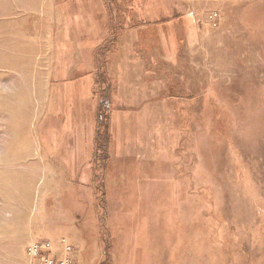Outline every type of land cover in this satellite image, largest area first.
Masks as SVG:
<instances>
[{"label": "rangeland", "instance_id": "obj_1", "mask_svg": "<svg viewBox=\"0 0 264 264\" xmlns=\"http://www.w3.org/2000/svg\"><path fill=\"white\" fill-rule=\"evenodd\" d=\"M65 255L264 264V0H0V264Z\"/></svg>", "mask_w": 264, "mask_h": 264}, {"label": "built area", "instance_id": "obj_2", "mask_svg": "<svg viewBox=\"0 0 264 264\" xmlns=\"http://www.w3.org/2000/svg\"><path fill=\"white\" fill-rule=\"evenodd\" d=\"M46 244H47V246H45V244H43V243L35 242V243L29 245L27 247V253H28L29 257H35V256L41 254V252L44 253L45 250H48V252L51 253L50 243H46ZM66 246H68V245H66ZM44 264H53V259L48 257L45 260ZM57 264H72V262H71V259L69 258V256L65 255L60 260H58Z\"/></svg>", "mask_w": 264, "mask_h": 264}, {"label": "trees", "instance_id": "obj_3", "mask_svg": "<svg viewBox=\"0 0 264 264\" xmlns=\"http://www.w3.org/2000/svg\"><path fill=\"white\" fill-rule=\"evenodd\" d=\"M99 118H100V120H103V113L102 112H101V116Z\"/></svg>", "mask_w": 264, "mask_h": 264}]
</instances>
